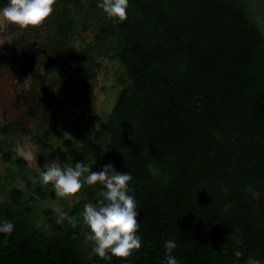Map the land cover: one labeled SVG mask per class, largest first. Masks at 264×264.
Returning <instances> with one entry per match:
<instances>
[{
    "label": "trees",
    "instance_id": "1",
    "mask_svg": "<svg viewBox=\"0 0 264 264\" xmlns=\"http://www.w3.org/2000/svg\"><path fill=\"white\" fill-rule=\"evenodd\" d=\"M100 2L89 12L82 0H57L33 31L45 53L30 80L38 103L56 106L55 82L78 87L105 50L118 60L116 103L70 165L131 174L142 246L128 259L93 254L82 214L102 186L85 184V199L62 211L73 227L40 210L56 189L24 170L25 190L9 187L0 202V223L14 225L0 233V264H166L170 239L178 264H264V0H129L122 22ZM91 20L84 49L74 38ZM1 132L10 137L2 161L27 166L12 148L28 129Z\"/></svg>",
    "mask_w": 264,
    "mask_h": 264
},
{
    "label": "rangeland",
    "instance_id": "2",
    "mask_svg": "<svg viewBox=\"0 0 264 264\" xmlns=\"http://www.w3.org/2000/svg\"><path fill=\"white\" fill-rule=\"evenodd\" d=\"M82 1L90 12L95 0ZM90 22L74 38V42L84 49L92 40L94 22ZM9 31L14 34L12 44L0 48V130L6 125H17L20 129L27 127L31 134L15 140L17 155L27 166L5 164L0 158V202L6 200L9 187L25 190V183L20 181L24 170L33 177L40 174L45 163L58 160L62 166L70 164L71 150H83L89 132L97 128L98 119L104 121L112 111L121 88L118 78L122 75L118 60L104 54L105 50L104 55L94 56L97 67L82 78L78 87L62 90L55 82L50 94L55 98L56 106L40 104L32 93L31 81L27 90L22 83L31 73L41 69L45 50L40 47V41L33 38L34 29L10 27ZM19 39L25 41L13 48V43ZM30 104L36 112L30 111ZM36 137L42 139L43 144L35 140ZM4 139L0 132V143ZM67 142L73 147L69 148ZM84 188L73 195L42 201L39 208L41 211L51 209L58 215L66 207H73L85 199Z\"/></svg>",
    "mask_w": 264,
    "mask_h": 264
},
{
    "label": "clouds",
    "instance_id": "3",
    "mask_svg": "<svg viewBox=\"0 0 264 264\" xmlns=\"http://www.w3.org/2000/svg\"><path fill=\"white\" fill-rule=\"evenodd\" d=\"M56 2L8 0L7 5L0 8V48L12 44L14 34L9 31L10 27L27 30L42 26L53 14ZM97 6L110 18L121 22L127 19L129 0H101ZM30 78L22 83L26 90L30 87ZM39 178L44 184L51 183L61 197L80 192L85 184L99 183L102 186L103 198L95 204H85L82 214L84 223L90 229L86 239L93 244V254L106 261L112 257L128 259L141 248V237L137 235L140 227L138 206L135 198L129 195V184L133 179L130 173L117 172L112 163L104 165L100 171H93L91 165L83 162L62 166L57 160L45 163ZM66 219L73 227L76 226L66 212L60 213L57 223ZM13 229L10 221L0 223V233L11 234ZM164 247L167 250L166 264H178L172 255L178 247L174 240L166 241Z\"/></svg>",
    "mask_w": 264,
    "mask_h": 264
},
{
    "label": "flooded vegetation",
    "instance_id": "4",
    "mask_svg": "<svg viewBox=\"0 0 264 264\" xmlns=\"http://www.w3.org/2000/svg\"><path fill=\"white\" fill-rule=\"evenodd\" d=\"M4 1L6 2V3H4ZM1 7L0 8H2L4 5H6L7 4V0H2L1 2ZM20 40V39H19ZM18 40V41H19ZM17 41V42H18ZM17 42H15V43H17ZM15 43H13V48H15L14 47V44ZM31 81V80H30ZM31 84H32V82H31ZM32 86H33V84H32ZM32 93L33 94H35V92H34V86H33V88H32ZM32 106H33V104H32ZM34 107V106H33ZM29 109H30V111H32V112H36V110H35V107L34 108H31V104H30V106H29ZM7 126H9V125H6L5 127H7ZM15 126V129L17 130H24L25 128H27V127H24L23 129H20V128H18L17 127V125H11V126H9V127H14ZM5 127H3V128H5ZM2 128V129H3ZM2 129L0 130V132L2 131ZM28 129V128H27ZM29 131V130H28ZM1 134L3 135V137L4 138H6V139H4L1 143H0V147L3 145V144H7V143H9V140H10V137L9 136H7V135H5V134H3L2 132H1ZM31 133H30V131H29V134L28 135H30ZM28 135H23V134H20L19 135V138H21V137H23V136H28ZM33 136H31V138H32ZM19 138L18 139H16L17 141L19 140ZM17 141H15V143L17 142ZM12 150L14 151V153L17 155V151H16V144H14L13 145V148H12ZM18 156V155H17ZM0 158H1V161H2V156H1V153H0ZM3 162V161H2ZM26 162V161H25ZM5 163V162H4ZM5 164H7V163H5ZM9 164V163H8ZM27 164V163H26ZM36 175V174H35ZM40 175V174H39Z\"/></svg>",
    "mask_w": 264,
    "mask_h": 264
},
{
    "label": "water",
    "instance_id": "5",
    "mask_svg": "<svg viewBox=\"0 0 264 264\" xmlns=\"http://www.w3.org/2000/svg\"><path fill=\"white\" fill-rule=\"evenodd\" d=\"M198 100H199V98H197V99L194 101V104H196Z\"/></svg>",
    "mask_w": 264,
    "mask_h": 264
}]
</instances>
